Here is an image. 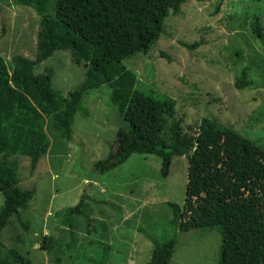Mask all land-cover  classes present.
I'll use <instances>...</instances> for the list:
<instances>
[{"label": "rangeland", "instance_id": "obj_1", "mask_svg": "<svg viewBox=\"0 0 264 264\" xmlns=\"http://www.w3.org/2000/svg\"><path fill=\"white\" fill-rule=\"evenodd\" d=\"M13 2L0 0V56L7 64L13 55L35 59L39 29L35 12ZM253 18L260 23V38L250 31ZM194 42H201L194 51L181 46ZM124 63L138 78L137 94L125 114L132 132L120 128L104 88L85 99L87 115L61 107L71 120V141L56 138L47 123L50 148L34 171L29 158L18 156L20 187L34 189V196L19 219L10 218L2 231L3 256L15 248L29 264H52L39 247L44 235L61 251V261L54 264L100 263L89 245L83 214L82 219H72L74 231L54 217L84 196L85 213L104 220L109 229L111 252L104 264H134L135 254L143 264L153 247L150 242L147 252L141 243L171 237L177 241L171 264H217V230L180 233L173 227L165 203L183 204L188 161L174 157L168 176L160 178V160L152 153L160 117L150 96L153 92L172 98L184 130L210 117L264 146V0H184L179 15L165 21L164 33L150 53ZM47 66L53 68L52 87L68 102V92L83 80V69L66 52H55L35 67V73ZM244 67L251 86L237 90L235 79Z\"/></svg>", "mask_w": 264, "mask_h": 264}, {"label": "trees", "instance_id": "obj_2", "mask_svg": "<svg viewBox=\"0 0 264 264\" xmlns=\"http://www.w3.org/2000/svg\"><path fill=\"white\" fill-rule=\"evenodd\" d=\"M13 3L30 7L38 17L39 29L35 59L13 55L7 64L0 56V264H29L15 248L2 255V231L10 218L19 219V212L34 196V189L20 187L18 156L29 158L33 172L50 148L46 124L54 129L56 138L70 142L68 110L63 113L59 109L65 107L87 115L85 99L102 88L107 90L120 128L131 133L125 114L137 94L138 78L124 62L150 53L164 33L165 21L179 15L184 0ZM249 28L254 36L261 37L257 19L251 20ZM200 45L201 42L181 43L187 51ZM55 52L68 53L84 72L82 82L68 92V102L52 87V67L35 73V67ZM234 86L237 90L251 86L248 68L240 71ZM150 98L159 109L160 127L152 153L160 160V178L168 176L174 157H186L188 161L183 204L165 203L172 213L174 229L180 233L217 230L221 237L217 264H264V146L215 118L202 117L184 130L175 117L172 98L153 92ZM85 208L87 203L82 196L75 206L55 212L54 217L65 229L74 231L77 226L72 219L83 214L89 245L99 254L98 264H104L111 252L108 226L104 220L91 218ZM150 242L153 248L143 264H171L176 238L161 243L145 240L147 252ZM39 245L52 264L61 261V251L53 246L51 237L41 236ZM133 257L134 264L141 261L138 255Z\"/></svg>", "mask_w": 264, "mask_h": 264}, {"label": "crops", "instance_id": "obj_3", "mask_svg": "<svg viewBox=\"0 0 264 264\" xmlns=\"http://www.w3.org/2000/svg\"><path fill=\"white\" fill-rule=\"evenodd\" d=\"M139 243H141V242H139ZM143 244L141 243V245L140 246H142Z\"/></svg>", "mask_w": 264, "mask_h": 264}]
</instances>
